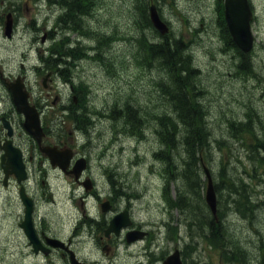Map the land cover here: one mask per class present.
Returning <instances> with one entry per match:
<instances>
[{
  "label": "rangeland",
  "instance_id": "rangeland-1",
  "mask_svg": "<svg viewBox=\"0 0 264 264\" xmlns=\"http://www.w3.org/2000/svg\"><path fill=\"white\" fill-rule=\"evenodd\" d=\"M150 1L95 0V7L80 21L82 34L77 31L69 33L77 45H93L97 49L92 53L102 56L101 59L83 57L85 59H79L74 68V83L83 81L90 88L86 105L95 114L100 110L115 117L120 116L117 112L113 113V109L120 110L126 104L132 105L139 109V121L144 120L143 140L138 139L137 134L131 136L122 132L121 118L99 120L89 137V144L96 143V146L87 147V153L92 161L95 160L92 167L97 175L99 190L106 188V191H111L113 185L109 183L105 171L115 173L111 175L116 181L114 187L133 195L135 213L140 217L161 216L158 207L161 205V186L165 181V175L161 176L164 164L154 159V152L164 147L158 132L161 127L159 117L164 114L176 115L167 96V89L171 85L169 75L158 63L146 64L138 53L136 38L142 31L149 32L148 27L141 28L140 21L143 8L147 11ZM152 1L157 3L163 16L170 22L172 34L186 37L192 62L198 68L194 72L193 82L199 90V100L209 113L206 119L211 131L212 160L208 166L212 180L221 178V157L230 156L233 175L248 183L247 189L253 201L249 203L252 207L249 214L245 215L235 208L228 190L220 197V207L226 213L224 220L233 249L245 256L242 262L235 260L233 264H245L247 253L250 264H264V162L260 166L264 154L259 146L258 149L252 147L257 142L255 135L264 137V0H255L253 26L257 42L252 53L255 73L238 70L239 59L221 36L216 0ZM33 5L34 0H29L27 14L31 18L38 14ZM68 32L62 29L58 37L64 38ZM233 122H248L254 132L252 128H235ZM137 150L147 154V162L138 165L142 158L136 155ZM170 152L175 156L180 173L182 156L185 157L182 146L171 148ZM201 177L203 181H199V195L203 192L204 197L207 185L205 171ZM180 185V179L172 182L173 194L178 187L181 188ZM60 187L52 188V191L60 207L67 208L71 183L61 176ZM198 200L200 197L195 198V201ZM60 211L64 213L65 210ZM188 212L173 211V225L178 223L181 234L178 240L180 244L185 239L187 242L191 240L190 227L186 225L191 221ZM176 241L173 240L174 246ZM189 249V264H229L224 261L218 248L210 247L204 240ZM121 254L125 255L123 264H135L134 257ZM3 257L0 251V264H6Z\"/></svg>",
  "mask_w": 264,
  "mask_h": 264
},
{
  "label": "flooded vegetation",
  "instance_id": "flooded-vegetation-1",
  "mask_svg": "<svg viewBox=\"0 0 264 264\" xmlns=\"http://www.w3.org/2000/svg\"><path fill=\"white\" fill-rule=\"evenodd\" d=\"M37 1L38 14L31 18L27 14L29 0H0V251L3 258L6 264H74V255L85 264H120L123 249L138 247L134 254L136 264H163L173 250L168 249L173 237L168 217L162 216L160 224L166 230L157 231L156 220L139 218L135 213V198L130 192H120L111 186L104 196L97 190V176L90 158L75 144L76 129L84 125L86 115L92 110L82 103L75 106L79 92L65 79L67 68L74 63L70 57L58 56L54 49L56 37L68 26L67 20L64 22L61 14L57 16L48 4L45 7L43 0L41 4ZM9 21L13 30L7 38L5 30ZM17 84L27 90L29 104L38 111L43 129L41 140L25 128L26 116L15 101L13 87ZM65 111L71 114L66 115ZM46 146L72 149L65 169L53 164L43 151ZM82 157L87 159V167L77 178L72 169ZM61 176L71 179L73 188L74 200L68 202L67 208L60 207L51 191L59 188ZM107 176L110 178L109 173ZM87 179L91 185L88 188ZM106 201L109 210L105 211ZM126 210L131 225L119 234L108 232L111 219ZM130 232L138 238L129 241ZM140 256L145 260L141 261Z\"/></svg>",
  "mask_w": 264,
  "mask_h": 264
},
{
  "label": "trees",
  "instance_id": "trees-1",
  "mask_svg": "<svg viewBox=\"0 0 264 264\" xmlns=\"http://www.w3.org/2000/svg\"><path fill=\"white\" fill-rule=\"evenodd\" d=\"M82 1L83 5L84 2L87 3L86 0H64L66 5H68L69 8L71 7V12L76 11L77 17H80V13L83 12L82 10H85L80 6ZM217 7H220L218 23L221 29V36L227 43V46L236 51L239 59L237 64L238 70L248 73L252 72L254 65L250 54L243 53L236 46L231 37L225 19L223 0H217ZM146 23L147 25L150 24L148 16H146ZM145 39L142 38L139 40L142 44V47L144 48V51H150L151 57L158 61V63L170 77L171 85L169 86V89H167V96L168 100L172 104L174 112H176L175 116L164 114V116L159 117L161 126L159 128V133L161 132L163 143L166 147L173 146V148H176L178 143H180V146L183 147L185 152L180 173L174 170V173L171 175L174 180H181V188H179L178 191V198L177 200L172 201L179 202L185 200V202L188 203L190 213L194 212L195 210L197 212V217H200L198 218L200 219V224L197 225L199 226V229H206L205 239L207 242H209L211 245L220 247L222 255L227 261L236 260L242 262L245 256L238 252L237 249L235 250L232 246L228 245L231 239L224 222V211L221 210L219 212L220 221L219 223H216L213 216H209L208 214H205V216L203 214L205 216L204 217L202 216V213L199 214L200 206L196 208V205H194L195 203H198L199 205V201H195V198L200 197L199 181H203L201 177V173L203 171L201 163L203 160L207 161V163H210L212 160V157H210L211 131L206 119L207 111L204 108V104L201 102V100H199V90L196 89V85L193 82L194 72L197 71L198 68L194 66L192 62V55L186 49L185 37L182 35L176 36L174 34H171L170 36L169 34L164 36L163 39L152 44L148 42L147 39ZM179 97L182 98L180 99ZM182 101L185 102L183 103ZM188 103L191 107L187 105ZM171 125L172 128H170ZM233 127L251 130L252 125L248 122H240L237 124L233 122ZM255 136L257 137L256 141L258 143H253L252 147L256 148L259 146L262 153L264 154V137L262 138L257 135ZM158 156L161 157V153H159ZM253 156L256 157L258 155ZM263 162L264 155L261 157L260 166L263 164ZM219 172L221 178L219 180L215 179V188L218 194L221 196L225 190H228V194L233 204H235V208L238 210L240 209L239 211L245 215L249 214V212L252 210V207L250 208L249 203L252 202V200L247 189L248 183L244 180L235 178L233 175V164H231L230 156L227 158H224L223 156L221 157ZM179 174H181L180 177H178ZM193 207L194 209H192ZM239 250L241 251L242 249L239 248Z\"/></svg>",
  "mask_w": 264,
  "mask_h": 264
},
{
  "label": "water",
  "instance_id": "water-1",
  "mask_svg": "<svg viewBox=\"0 0 264 264\" xmlns=\"http://www.w3.org/2000/svg\"><path fill=\"white\" fill-rule=\"evenodd\" d=\"M225 11L227 22L235 42L243 51L251 50L254 44V36L251 30V19L253 18V13L249 5V0H225ZM150 17L153 24L162 33L168 31V26L161 19L155 5L151 6ZM14 94L16 95V100L19 103V107L23 109L28 115V120L26 122L27 127L30 130H33L37 127V122H34L31 119V110L29 109L27 102H24V99L26 100V97H22L21 88L17 86L14 87ZM206 198L212 210L216 212V193L212 185L211 178H209V185L207 189ZM123 216L124 215H120L114 218L112 222V227L119 226L121 220L118 221V219L119 217L123 218ZM166 264H181L179 252L177 251L172 256H170Z\"/></svg>",
  "mask_w": 264,
  "mask_h": 264
},
{
  "label": "bare ground",
  "instance_id": "bare-ground-1",
  "mask_svg": "<svg viewBox=\"0 0 264 264\" xmlns=\"http://www.w3.org/2000/svg\"><path fill=\"white\" fill-rule=\"evenodd\" d=\"M18 1V0H17ZM52 13V12H51ZM21 18V17H20ZM4 28V27H3ZM58 56H60V57H69V52H67L66 50H64V49H60L59 51H58ZM174 57V56H173ZM180 58V57H179ZM83 59H85V58H83ZM178 59V58H177ZM175 61H176V59H175ZM165 62H166V60H165ZM165 64V63H164ZM35 66V65H34ZM63 66V65H62ZM63 68V67H62ZM31 69L33 70L34 69V67L32 68L31 67ZM19 71V70H18ZM7 75V74H6ZM187 81V80H186ZM80 82V81H79ZM76 84H78V83H76ZM184 85V84H183ZM182 86V85H181ZM180 90V89H179ZM171 91V90H170ZM174 92V91H173ZM178 92V91H177ZM170 93V92H169ZM176 93V92H175ZM180 94V93H179ZM176 96V95H175ZM194 96V95H193ZM199 97V96H198ZM203 97V96H202ZM201 97V98H202ZM180 99L182 98V97H179ZM185 98V97H184ZM204 98V97H203ZM202 98V99H203ZM171 99V98H170ZM173 99V98H172ZM178 100V99H177ZM183 102V101H182ZM185 102V101H184ZM183 102V103H184ZM179 104V103H178ZM192 104V103H191ZM204 104V103H203ZM187 105H189L190 106V104L188 103ZM198 105V104H197ZM191 107V106H190ZM198 107V106H197ZM185 108V107H184ZM186 108H189V107H186ZM192 109V108H191ZM200 109V108H199ZM116 112H118L119 111V109L117 108V109H114ZM189 110V109H188ZM193 110H194V108H193ZM198 110V109H197ZM201 110V109H200ZM195 111V110H194ZM193 112V111H192ZM208 112V111H207ZM206 112V113H207ZM209 114V113H208ZM207 114V115H208ZM195 116V115H194ZM170 128H172V125H171V127ZM175 131V130H174ZM179 133V132H178ZM187 137V136H186ZM160 141V140H159ZM193 150V149H192ZM188 151V150H187ZM147 162V161H146ZM142 167V166H141ZM147 169V168H146ZM149 171V170H148ZM118 188V187H117ZM218 188V187H217ZM225 188V187H224ZM223 189V188H222ZM228 189V188H227ZM119 191L121 192H126V190H124V189H122V188H119ZM226 192V191H225ZM223 194V193H222ZM198 197V196H197ZM188 204V203H187ZM198 204V203H197ZM191 209V208H190ZM192 209H194V207L192 208ZM240 210V209H239ZM193 211V210H192ZM66 212V211H65ZM196 212V211H195ZM200 212V211H199ZM196 214H197V212H196ZM98 215V214H97ZM205 215V214H204ZM197 216V215H196ZM201 216V215H200ZM203 216V215H202ZM206 216V215H205ZM204 216V217H205ZM97 217V216H96ZM199 217V216H198ZM200 218V217H199ZM200 220V219H199ZM202 220V219H201ZM203 221V220H202ZM201 221V222H202ZM203 223V222H202ZM205 223V222H204ZM202 225V224H201ZM211 226V225H210ZM21 255V254H20Z\"/></svg>",
  "mask_w": 264,
  "mask_h": 264
}]
</instances>
